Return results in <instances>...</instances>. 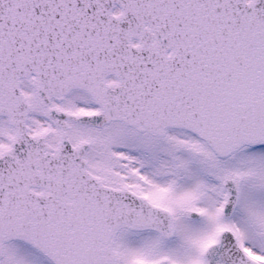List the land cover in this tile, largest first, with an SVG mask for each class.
<instances>
[{"label":"snow or ice","instance_id":"obj_1","mask_svg":"<svg viewBox=\"0 0 264 264\" xmlns=\"http://www.w3.org/2000/svg\"><path fill=\"white\" fill-rule=\"evenodd\" d=\"M0 264H264V0H0Z\"/></svg>","mask_w":264,"mask_h":264}]
</instances>
